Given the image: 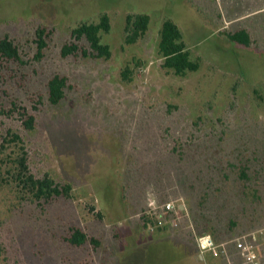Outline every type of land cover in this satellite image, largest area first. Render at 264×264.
I'll return each instance as SVG.
<instances>
[{
  "label": "rangeland",
  "instance_id": "obj_1",
  "mask_svg": "<svg viewBox=\"0 0 264 264\" xmlns=\"http://www.w3.org/2000/svg\"><path fill=\"white\" fill-rule=\"evenodd\" d=\"M104 13L112 57L63 58L71 31ZM138 13L150 16L149 30L129 46L126 16ZM167 19L179 26L197 72L179 77L162 68ZM40 28L51 33L36 61ZM241 29L249 47L229 38ZM5 36L23 63L0 73V143L21 135L32 174L73 189L39 206L8 172L22 145L8 146L0 155V264H208L181 246L198 248L195 218L212 183L220 242L264 226V0H0ZM55 75L70 86L57 106L48 99ZM25 114L36 118L33 131ZM242 164L248 183L238 179ZM150 200L175 207L163 227H154ZM72 228L88 242L70 245Z\"/></svg>",
  "mask_w": 264,
  "mask_h": 264
},
{
  "label": "trees",
  "instance_id": "obj_2",
  "mask_svg": "<svg viewBox=\"0 0 264 264\" xmlns=\"http://www.w3.org/2000/svg\"><path fill=\"white\" fill-rule=\"evenodd\" d=\"M150 26V16L146 13L128 14L125 22V43L126 45H134L142 39L148 32ZM111 30L110 18L107 14H102L98 23H82L74 28L70 34V40L61 48V56L67 58L69 56H80L90 59L108 60L112 57V51L109 45L103 42V35L108 34ZM51 32L40 28L36 33L37 51L34 56L36 61H41L44 58V53L48 47L46 38ZM161 37L159 42V54L163 60L162 68L171 71L174 75L185 77L189 73L197 72L200 64L191 59L190 52L183 41V34L179 26L171 19H167L162 24ZM230 40L243 47L251 45V36L245 30L241 29L229 35ZM22 61L21 52L18 45L8 36L0 39V73L4 64L18 63ZM131 71L124 69L122 76L125 80L130 81ZM68 78L55 75L48 83V99L51 105L57 106L65 98L66 91L70 88ZM36 118L34 115L25 114L23 126L26 130L33 131L35 129ZM20 146V152L17 154L11 166H8V172L12 181L24 192L28 193L33 201L39 206L44 203L53 201L58 198H69L72 191L70 184H59L51 176L46 174L42 178H37L32 174L28 165L27 152L25 142L21 135L9 133L0 143V155L8 148V146ZM2 166L0 165V171ZM206 179V178H204ZM203 179V180H204ZM238 179L243 183L251 181L249 170L244 164L239 166ZM214 185V183H212ZM212 184L204 186L203 193L199 205L198 217L195 218V224L199 229L200 235L210 234L215 242L222 243L221 237L215 234V226L218 222L212 217L210 212L211 194L215 193L212 190ZM218 190L216 189V193ZM215 196V194H212ZM149 216H144L146 225L151 222ZM152 223V222H151ZM213 234V235H212ZM65 240L73 246H82L88 242L87 235L79 228H72L70 235L65 237ZM93 241V239H91ZM168 247L177 250V246L168 243ZM173 245V246H171ZM183 247V248H182ZM184 255L192 256L193 253L199 255V249L193 246H181ZM198 250V252H197ZM186 259V257H185ZM208 264L222 263L223 260L216 259L207 255ZM205 261V260H204ZM224 262V261H223ZM225 264V262H224Z\"/></svg>",
  "mask_w": 264,
  "mask_h": 264
},
{
  "label": "built area",
  "instance_id": "obj_3",
  "mask_svg": "<svg viewBox=\"0 0 264 264\" xmlns=\"http://www.w3.org/2000/svg\"><path fill=\"white\" fill-rule=\"evenodd\" d=\"M149 202L154 227H163L166 219L175 213L174 205L156 206L151 200ZM197 247L202 261L210 255L225 264H264V226L222 243L215 242L210 234H204L197 237Z\"/></svg>",
  "mask_w": 264,
  "mask_h": 264
},
{
  "label": "crops",
  "instance_id": "obj_4",
  "mask_svg": "<svg viewBox=\"0 0 264 264\" xmlns=\"http://www.w3.org/2000/svg\"><path fill=\"white\" fill-rule=\"evenodd\" d=\"M198 256H199V260L202 261V260L200 259V254H199ZM202 262H204V261H202Z\"/></svg>",
  "mask_w": 264,
  "mask_h": 264
}]
</instances>
